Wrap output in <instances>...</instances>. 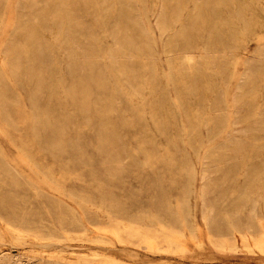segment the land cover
<instances>
[{
    "label": "rangeland",
    "instance_id": "374dc122",
    "mask_svg": "<svg viewBox=\"0 0 264 264\" xmlns=\"http://www.w3.org/2000/svg\"><path fill=\"white\" fill-rule=\"evenodd\" d=\"M201 2L0 0V61L8 47L20 56L0 85L11 122L0 109V264H264V202L245 205L239 219L232 210L248 172L261 165V175H249L264 179V128L256 125L264 103V0ZM163 4L183 7L177 26L194 22L182 41L168 44L177 26L159 34ZM188 52L197 58L191 71L179 57ZM214 153L221 159L208 165L218 183L205 197L218 211L210 233L201 173ZM263 179L252 191L264 198ZM70 192L92 206L84 209ZM101 205L119 218L100 217ZM80 213L91 228L74 224ZM20 216L37 229L5 223L18 225Z\"/></svg>",
    "mask_w": 264,
    "mask_h": 264
},
{
    "label": "bare ground",
    "instance_id": "6f19581e",
    "mask_svg": "<svg viewBox=\"0 0 264 264\" xmlns=\"http://www.w3.org/2000/svg\"><path fill=\"white\" fill-rule=\"evenodd\" d=\"M219 1V0H218ZM229 1V0H228ZM242 1V0H241ZM145 2V1H144ZM181 2V1H180ZM201 2V0H199V3ZM204 2V1H203ZM223 2V1H222ZM226 2V1H225ZM75 3V2H74ZM128 3V2H127ZM147 3V2H146ZM175 3V2H174ZM202 3V2H201ZM211 4V3H210ZM227 4V3H226ZM136 5V4H135ZM198 5H200V4H198ZM221 5H223V4H221ZM81 6V5H80ZM204 6V5H203ZM210 6V5H209ZM212 6V5H211ZM147 7V6H146ZM145 7V8H146ZM157 7V6H156ZM137 8V7H136ZM173 8V7H172ZM199 8V7H198ZM206 8V7H205ZM217 8V7H216ZM196 9V8H195ZM204 9V8H203ZM209 9V8H208ZM263 9V8H262ZM146 10V9H145ZM20 11V10H19ZM182 11H183V7L182 6H178V7H176V8H174V11H169L168 10V8L163 4L162 6H161V8H160V10L158 11V16H157V19H156V22H155V25L157 26V29H158V31H159V34L161 35V36H163V35H166L172 28H174V27H176L177 26V24H178V21H179V17H180V15H181V13H182ZM60 12V9H59V7H56V9H55V11H54V13L55 14H57L58 15V13ZM191 12V11H190ZM201 12V11H200ZM131 13V12H130ZM137 13V12H136ZM154 13V12H153ZM184 13V12H183ZM212 13V12H211ZM138 14V13H137ZM146 14V13H145ZM197 14V13H196ZM196 14H194V15H196ZM57 15H55V16H57ZM33 16H34V14H33ZM130 16V15H129ZM146 16V15H145ZM182 16V15H181ZM59 16H57V18H58ZM136 17H138V16H136ZM187 17V16H186ZM189 17V16H188ZM218 17V16H217ZM61 19V23H63V16H61L60 17ZM192 18V17H191ZM140 19V18H139ZM141 20V19H140ZM138 21V20H137ZM201 21V20H200ZM229 21V20H228ZM190 22V21H189ZM223 22V21H222ZM192 24H190V23H188V21L187 22H184V21H181L180 22V25H178L177 26V32L174 34V35H172V36H170L169 37V39H168V44H170V43H173V42H177V41H182V38H184V35H185V33H189V29H192V27L194 26V22H191ZM228 23V22H227ZM197 24V23H196ZM201 24V23H200ZM198 25V24H197ZM72 26V21L71 20H69L68 21V24L66 25V27H65V29L66 30H71L70 29V27ZM141 26V30L142 31H144V32H146V29H145V27L141 24L140 25ZM28 26H27V24H21L20 25V27L19 28H27ZM237 27H239V26H237ZM212 28V27H211ZM73 29V28H72ZM235 31V30H234ZM197 32V31H196ZM72 33H73V31H72ZM234 34H235V32H234ZM238 34V33H237ZM222 35V34H221ZM232 36H233V34H232ZM223 37V36H222ZM26 38H27V42H29L30 40H32L33 38H34V32L33 31H30V32H28L27 34H26ZM92 38V37H91ZM191 38V37H190ZM215 38V37H214ZM225 39V38H224ZM74 40V39H73ZM13 41V40H12ZM145 43H146V40H145ZM198 43V42H197ZM146 44H148V42L146 43ZM149 45V44H148ZM151 45V44H150ZM180 45V44H179ZM188 46V45H187ZM186 46V47H187ZM36 47L38 48V49H40V45L39 44H36ZM151 47V46H150ZM173 47V46H172ZM175 47V46H174ZM179 48V47H178ZM185 48V47H184ZM217 48H219V47H217ZM112 49V48H111ZM151 49V48H150ZM175 49V48H174ZM214 49V48H213ZM154 50V49H153ZM187 50V49H186ZM263 50V49H262ZM152 51V50H151ZM149 52V51H148ZM152 52H154V51H152ZM175 52V51H174ZM262 51H260V53H261ZM225 53V52H224ZM262 54V53H261ZM169 55V54H168ZM221 55V54H220ZM224 55V54H223ZM151 56V55H150ZM216 56V55H215ZM36 57V56H35ZM176 57H178V56H176ZM175 57V58H176ZM180 61H183V65H185L186 66V68H187V70H190V69H192L193 67V65L195 64H193V61H194V59H195V55L193 54V53H183V54H181L180 56ZM260 57V56H259ZM19 58H20V56H19V54L18 53H16L15 52V50H14V47H8V50H7V54H6V59H5V57L4 58H1V61H0V85H1V87H3V84H2V81L4 80V74H5V68H9L10 70H14V69H17L18 68V66H19ZM172 58V57H171ZM211 58V57H210ZM177 59V58H176ZM197 59V58H196ZM196 59H195V62H196ZM235 59V58H234ZM35 60V59H34ZM263 60V59H262ZM74 61H75V59L72 57L71 59H70V64H69V67L70 68H73L74 66H75V64H74ZM87 61H88V63H94V58L93 57H91V56H89L88 58H87ZM117 62V61H116ZM178 62V61H177ZM258 62H260V61H258ZM168 64H169V74L170 75H173L174 73L172 72V67H173V65L171 66V61H170V58L168 59ZM177 65V64H176ZM183 67V66H182ZM181 67V68H182ZM150 69H151V77L152 78H155V79H160V74H159V72H157L155 69H154V67H150ZM195 69V68H194ZM203 69V68H202ZM205 69V68H204ZM217 70V69H216ZM218 70H220V69H218ZM178 71V70H177ZM191 71V70H190ZM196 71V70H195ZM194 71V72H195ZM183 72V71H182ZM173 73V74H172ZM204 73V72H203ZM184 74V73H183ZM208 74V73H207ZM206 74V75H207ZM192 75V74H191ZM263 75V74H262ZM223 76V75H222ZM229 76V75H228ZM244 77H243V80H245V79H247L248 77H249V75L247 74V72L246 73H244V75H243ZM252 76V75H251ZM194 77V76H193ZM207 77V76H206ZM39 78V80H40V76L38 77ZM190 78V77H189ZM204 78V77H203ZM208 79V78H207ZM162 80H165L164 79V76H163V78H162ZM200 82V81H199ZM211 82V81H210ZM243 82V81H242ZM242 82H240V83H242ZM244 83V82H243ZM242 83V84H243ZM259 83V82H258ZM198 82H197V80H194L193 81V83H192V85H191V88L194 90V91H197L198 90ZM201 84V83H200ZM212 84V83H211ZM175 85H176V83H175ZM240 85V84H239ZM201 86V85H200ZM205 86V85H204ZM242 86L243 85H240V88H242ZM253 86V85H252ZM190 87V86H189ZM249 87V86H248ZM180 88V87H179ZM252 88V87H251ZM247 89V88H246ZM201 90V89H200ZM242 91V90H241ZM199 92V91H198ZM245 92V91H244ZM191 93V92H190ZM243 93V92H242ZM235 95V94H234ZM170 98V97H169ZM197 98V97H196ZM254 98V97H253ZM237 100V99H236ZM244 102H245V100H244ZM185 105V104H184ZM188 105V104H187ZM23 107H24V105H23ZM201 107H203V106H201ZM200 107V108H201ZM185 108V107H184ZM204 108V107H203ZM240 108V107H239ZM0 109H2L1 111H2V116L4 117V119H3V121H4V123L6 124V125H11V122H10V114L5 110V107H4V105L3 104H1V102H0ZM249 110V109H248ZM254 111V110H253ZM250 112V111H249ZM225 113H227V112H225ZM217 114V113H216ZM242 114V113H241ZM261 115V117H257V120H256V125L258 126V127H261V128H264V103H263V108H262V110H261V113H260ZM203 115V114H202ZM239 115V114H238ZM205 116V115H204ZM242 116V115H241ZM247 117V116H246ZM218 119V118H217ZM251 119V118H250ZM198 120V119H197ZM227 120V119H226ZM215 121V120H214ZM244 121V120H243ZM245 122V121H244ZM208 123V122H207ZM216 126V125H215ZM256 127V126H255ZM195 128V127H194ZM193 128V129H194ZM211 128V127H210ZM0 129H2V126H1V123H0ZM190 129V128H189ZM210 130V129H209ZM261 131V130H260ZM191 132H192V130H191ZM190 133V132H189ZM232 134V133H231ZM253 134V133H252ZM259 134V133H258ZM262 135V134H261ZM235 136V135H234ZM244 136V135H243ZM192 137V136H191ZM238 137V136H237ZM203 138V137H202ZM230 138V137H229ZM216 139V138H215ZM231 139V138H230ZM209 140V139H208ZM246 141H248V140H246ZM260 142V141H259ZM227 143V142H226ZM242 144V143H241ZM257 145V144H256ZM239 146V145H238ZM242 147V146H241ZM256 147V146H255ZM258 147V146H257ZM230 148V147H229ZM213 149V148H212ZM229 150V149H228ZM254 150V149H253ZM264 150V149H263ZM208 153V152H207ZM211 153V152H210ZM213 153V152H212ZM248 153V152H247ZM253 153V152H252ZM219 154V153H218ZM255 155V154H254ZM229 156V155H228ZM260 156V155H259ZM233 157V156H232ZM244 157H246V156H244ZM256 157V156H255ZM217 159H219V161H216ZM220 156H218V155H215V153L214 154H210V155H207L206 156V161H205V166H204V168L202 169V173H201V178L204 180H206V182H205V185L202 187V189H201V197H202V215H203V218H205L206 219V225H207V229H208V232H210V233H212V229L214 228V225H215V220H216V218H217V213H216V209H214L212 206H210L207 202H206V200H205V197H206V195H208V194H210V193H212V191L213 190H215L217 187H218V183L216 182V181H214L213 180V178H211L209 175H210V173H211V170H210V167L208 166L209 164H211V163H215V161L216 162H220ZM229 159H231L230 157H229ZM247 159V158H246ZM226 160V159H225ZM229 163V162H228ZM232 163V162H231ZM217 164V163H216ZM222 164V163H221ZM257 166H258V164H257ZM215 167V166H214ZM218 167V166H217ZM236 167V166H235ZM187 168H188V171H189V173H191V175L193 174V169H192V166L191 165H188L187 166ZM213 168V167H212ZM232 169V168H231ZM238 169H240V168H238ZM34 170L36 171V172H39V170L36 168V167H34ZM239 171V170H238ZM263 172V166H258L257 168H255V170H253V171H251V172H248L247 173V178H246V182H245V185H244V187H243V190L240 192L241 194H240V196L238 197V198H236V200L235 201H233L232 202V206H233V212H234V215H235V219H239V216H240V214H241V212L244 210V206L245 205H247V204H257V205H261V204H263V202H264V198L262 197L263 195H262V193H261V190H256V189H262V183H260L259 181H262L261 179H263L262 178V176H250L249 174H254V173H262ZM259 174H257V175H259ZM261 175V174H260ZM227 177H232V179H235L233 176H227ZM236 178H237V176H236ZM43 179L44 180H47V181H49L50 179L49 178H47V177H44L43 176ZM258 181L257 183H255V191H252V186H253V184H254V181ZM264 180V179H263ZM235 182V181H234ZM234 184V183H233ZM55 188H60V186H58V185H55L54 186ZM64 190V189H63ZM257 194V195H256ZM257 196V197H254V196ZM69 196L72 198V199H74L75 201H79L78 202V204H80L81 205V207H83L84 209L85 208H89V207H91L92 206V202H89V201H82L81 199H80V197H78V195L77 194H75V193H73V192H70L69 193ZM77 199V200H76ZM56 201V200H55ZM51 202H54V200H51ZM84 205V206H83ZM96 209V208H95ZM262 211H263V207H262V209H261ZM260 210V211H261ZM97 213L100 215V217L101 216H103V217H105L106 219H108V220H114V219H118L119 218V216L118 215H116V214H114L110 209H108L106 206H98V208H97ZM228 211V210H227ZM231 211V210H230ZM229 211V212H230ZM261 211V214H262V217L261 218H264V215H263V213L264 212H262ZM91 212V211H90ZM95 212V211H94ZM218 212V211H217ZM228 212V213H229ZM258 212H259V210H258ZM258 212H257V210L256 209H253L252 210V220L254 221V222H256V220H258V215L260 214V212H259V214H258ZM247 215V214H246ZM84 216H86L85 214H82V213H80L79 214V218H78V220L74 223V224H76V225H78V226H82V227H84V228H91V227H87V226H85V224H84V226H83V218H85ZM233 216V215H232ZM20 223L18 224V225H16L15 223H13L10 219H5V223L8 225V227H11V228H13V229H15V230H17V231H25V230H35V229H37V225H36V220H34V219H31V218H26L25 216H20ZM104 219V218H103ZM105 219V220H106ZM92 218H90V220H88L89 221V223H91L93 226H95L94 224H95V221L93 220ZM105 220H104V222H105ZM247 220H248V218H247ZM122 221V220H121ZM246 221V220H245ZM234 223V222H233ZM236 223V222H235ZM234 223V224H235ZM263 222H261V224H262ZM130 224V223H129ZM239 224H240V222H239ZM239 224H238V226H239ZM76 225H72V226H76ZM232 225V224H231ZM6 226V225H5ZM120 226H123V225H120ZM235 225H233L232 227H234ZM190 227H191V229H192V231L193 232H195L196 230H195V227H194V225L193 224H190ZM250 228H252V230H251V233L252 234H254L256 231H257V228H256V225H253L252 227L250 226ZM105 229V228H104ZM62 230H64V231H68L69 230V228H67L66 226H62ZM112 230V229H111ZM124 231V229L123 228H121V229H116V230H114V234L115 235H119V234H121L122 232ZM128 231H131V232H133V233H138V230H136L135 229V226L134 225H130L129 226V230ZM109 232V231H108ZM260 232V231H259ZM237 233V232H236ZM257 236L259 235V233L258 234H256ZM255 235V236H256ZM260 235H262V233H260ZM264 235V234H263ZM219 236V235H218ZM222 236V235H221ZM224 236V235H223ZM245 237V236H244ZM259 237V236H258ZM220 239V238H219ZM260 239V238H259ZM255 240V239H254ZM261 241H263V239L261 238ZM254 243V242H253ZM256 244V243H255ZM259 244H260V242H259ZM262 250V249H261ZM262 252V251H261ZM19 264V263H18Z\"/></svg>",
    "mask_w": 264,
    "mask_h": 264
},
{
    "label": "crops",
    "instance_id": "0c3cea01",
    "mask_svg": "<svg viewBox=\"0 0 264 264\" xmlns=\"http://www.w3.org/2000/svg\"><path fill=\"white\" fill-rule=\"evenodd\" d=\"M235 1V0H234ZM235 32V31H234ZM234 32H233V36L235 37V36H237V32H235V34H234Z\"/></svg>",
    "mask_w": 264,
    "mask_h": 264
}]
</instances>
